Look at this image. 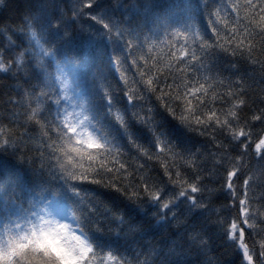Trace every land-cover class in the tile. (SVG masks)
Returning <instances> with one entry per match:
<instances>
[{
  "label": "snow or ice",
  "instance_id": "snow-or-ice-1",
  "mask_svg": "<svg viewBox=\"0 0 264 264\" xmlns=\"http://www.w3.org/2000/svg\"><path fill=\"white\" fill-rule=\"evenodd\" d=\"M118 5L119 0H27L24 40L32 24L48 34L61 30L65 37L77 27L88 31L99 26L97 35L112 48L107 66L94 75L100 92L104 87L109 91L93 113L76 94L69 95L70 77H78L79 65L62 68V89L40 93L55 95L54 114L51 103L43 111L37 104L19 122L15 108L23 101L9 97L5 102L13 107L7 125L0 120V150H14L34 170L62 179L74 192L78 207L67 211L86 222L78 237V264H149L140 260L145 251L130 260L101 242L117 229L141 231L145 217L163 220L172 237L195 253L194 259L172 264H264V0H212L204 32L170 34L175 40L169 41L170 59L163 71L161 60L151 55L154 48L145 49L149 41L140 46L124 40L122 26L111 14ZM31 35L36 38V32ZM118 40H123L122 48L116 47ZM22 47L19 58L29 54L25 44L15 45ZM18 62L6 65L0 59V71L9 72ZM132 69L139 74L134 89L125 77ZM116 73L125 81L119 97L107 83ZM35 91L34 86L29 95ZM61 92L72 112H61ZM116 104L123 106L124 116L113 118ZM130 109L138 111L125 119ZM34 150L39 157H29ZM89 190L91 199L81 195ZM110 194L119 198L118 205ZM0 201V255L10 254L8 264H60L34 243L43 230L27 218L36 214V202L14 203L7 192ZM124 204L135 209V223L124 213ZM41 211L47 213V207ZM217 243L231 259L216 255Z\"/></svg>",
  "mask_w": 264,
  "mask_h": 264
},
{
  "label": "trees",
  "instance_id": "trees-1",
  "mask_svg": "<svg viewBox=\"0 0 264 264\" xmlns=\"http://www.w3.org/2000/svg\"><path fill=\"white\" fill-rule=\"evenodd\" d=\"M6 2V6L0 3V29H5L4 32H0V52H4L6 48L7 52L0 59H3L6 65H11L13 60H19V62L9 72L0 71V120L7 125L6 117L13 107L11 104L5 103L9 97L14 101H23V106L17 105L15 108L19 122L26 119L25 110L35 108L37 104L43 111L51 103L54 114L55 95L49 94L45 97L41 96L40 93L41 91L46 94L56 93L62 89L63 86L60 84L61 69L71 65H79L80 71L78 77H70L72 90L69 95L76 94L79 99L89 105L93 113L99 111L103 104L101 95L108 92L109 88L104 87L100 92L94 73L97 68L107 66L112 48L107 38L97 35L101 31L99 26L93 25L88 31H81L77 27L71 30L69 36L65 37L61 30L48 34L47 30L39 24H32L30 28L25 30L24 40L22 25L28 14L27 0H6ZM211 2L212 0H209V5ZM126 4L128 7H125ZM209 5H206L205 0H119V5L112 10L111 14L117 18V22L122 26L124 40L131 39L140 46H144L145 41H149V44L145 45V49L149 45L154 48L151 55L161 60V65L158 67L163 71L170 59L167 56L169 41L175 40V37L170 36V34L176 31L190 33L199 30L204 32ZM32 32H36L35 39L32 38ZM37 41L39 42L38 45ZM16 44H25L29 54L19 58V53L23 52L24 48L16 49ZM115 45L117 48H122L123 40L116 41ZM29 59L32 62L31 65L28 64ZM151 63L153 61L150 60L149 64ZM153 71L155 72V69ZM125 77L129 87L134 89L136 85L133 81L139 79V74L136 73L135 69H132L125 72ZM107 83L111 84L113 95L117 97L122 95L120 90L125 88V81L120 79V73H116L115 79L109 77ZM34 86L35 94L29 95ZM37 96L40 97L39 101L36 99ZM60 99L61 112L64 108H68V111L72 112L73 108L64 100L62 92ZM132 111H138V109H130L125 119L131 116ZM116 115L124 116L121 104H116L112 111L113 118ZM14 127L19 132L24 131L18 128V125H14ZM36 136V141L32 142L34 149L37 147L39 134L37 133ZM28 155L29 157H39L40 152L34 150ZM153 163L156 161H150L149 166ZM39 166L40 163L37 159L36 167L39 168ZM162 170L161 167V172ZM153 174L155 175V173ZM9 185H11V191ZM86 187L95 186L86 185ZM102 191L107 192L108 190ZM5 192H14L8 197L14 198V203L17 204L24 201L25 206H27V201L34 200L36 202L34 212L39 210L41 214L43 213L41 209L50 205L64 208L67 215H70L68 209L75 210L78 207L77 197L63 183L62 179L34 170L30 160L22 159L12 149L0 150V195ZM255 192L258 196L260 189H255ZM81 195L88 199L93 197L90 190L81 193ZM110 195L113 205H118L120 203L119 198L115 194ZM100 199L108 207L112 206L108 203V197H101ZM49 201L52 202L49 203ZM2 203L3 201H0V205ZM121 206L124 213L131 217L135 223L138 219L135 209L126 204ZM27 218L32 219L33 215ZM101 242L127 256L130 260L133 255H139L145 251V255L140 256V260L147 259L149 264L152 260L156 261L157 264H172L176 259L195 258V253H189L177 239L172 237L169 226L163 220L156 221L151 217L144 218V227L141 231L117 229L105 234L101 238ZM152 245L154 247H150ZM40 247L45 250L43 246ZM49 253L54 255L60 264H73L58 252ZM216 255L223 260L231 259V255L225 253L219 243L216 245Z\"/></svg>",
  "mask_w": 264,
  "mask_h": 264
},
{
  "label": "clouds",
  "instance_id": "clouds-1",
  "mask_svg": "<svg viewBox=\"0 0 264 264\" xmlns=\"http://www.w3.org/2000/svg\"><path fill=\"white\" fill-rule=\"evenodd\" d=\"M7 195H13L7 192ZM31 222L43 230L34 237L37 246H43L49 252H58L70 257L79 251L78 237H82L85 220L82 215L59 216L54 213H43L39 210L33 215ZM10 254L0 255V264H8Z\"/></svg>",
  "mask_w": 264,
  "mask_h": 264
},
{
  "label": "rangeland",
  "instance_id": "rangeland-1",
  "mask_svg": "<svg viewBox=\"0 0 264 264\" xmlns=\"http://www.w3.org/2000/svg\"><path fill=\"white\" fill-rule=\"evenodd\" d=\"M78 112L80 111V109L77 110ZM62 208L58 207V206H55V205H50V206H47V212H50V213H54L56 215H59V216H67V212L64 211L63 213L59 214L60 213V210ZM43 213H45L43 211ZM42 213V214H43ZM62 255V254H61ZM63 256V255H62ZM65 257V256H64ZM66 258V257H65ZM68 261L72 262L73 264H78V257L76 255V253H72L70 255V257H67L66 258Z\"/></svg>",
  "mask_w": 264,
  "mask_h": 264
}]
</instances>
